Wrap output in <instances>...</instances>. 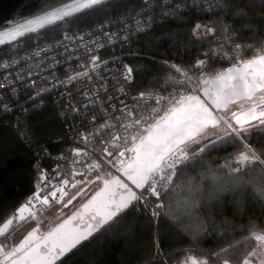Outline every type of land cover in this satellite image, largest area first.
<instances>
[{"label":"snow or ice","instance_id":"snow-or-ice-1","mask_svg":"<svg viewBox=\"0 0 264 264\" xmlns=\"http://www.w3.org/2000/svg\"><path fill=\"white\" fill-rule=\"evenodd\" d=\"M257 2L264 4V0ZM106 3L107 0H73L72 3L55 4L42 0L39 12L0 30V45L38 34L49 26L70 23L77 14ZM143 4L146 7L136 13L143 19L129 13L128 19L134 21V27L125 25L126 31L120 37L122 43H128L137 33L147 34L154 23L160 22L157 16L176 19L183 11L180 3L170 4L168 0L159 3L143 0ZM196 6L205 14L220 17V22L190 26L189 35L194 46L207 40H212V44L187 68L172 62L179 59L178 56L148 58L155 66L151 68L137 69L121 63L118 77L112 74L115 69L108 74L114 81L113 94L109 95L107 81L99 73L110 61L101 60L96 54V49L104 45L96 39L85 42V36L91 33L70 36L67 32L58 45L63 51L57 55L64 59L46 57L35 65L43 72L47 71L45 65L52 68L54 80L56 64L69 63L78 50L87 51L86 70L52 83L51 88H42L29 100L35 103L44 93L82 78L89 83L95 80L100 86L86 89L80 96L84 101L80 108L91 107L96 111L90 121L85 114L83 121L95 127L77 132L73 137L76 146L67 153L50 157L56 161L51 171L35 165L37 175L31 194L10 215L0 213V264H63L62 258L67 254L89 242L90 238L119 228L127 212L139 211L141 206L150 210L149 224L167 216L179 226L182 235L186 234L194 242L213 231L219 236L221 246L218 250L205 252L198 243H193L177 250L185 255L175 264H264V191L249 184L257 194L243 209L233 206L234 214L247 216V223L231 224L223 231L214 226L215 222H197L199 218L193 212L196 204L175 197V190L180 187L176 183L180 170L193 166V161L203 160L213 152L234 149L223 157L224 163L214 161L220 165L219 171L227 169L230 175H252L257 167L264 169V148L250 142L254 134H264V39L257 40L256 44L237 43L244 37L233 25L223 22L224 14L237 22L251 20L253 17L245 9L255 5L251 0H198ZM155 8L161 11L156 13ZM146 12L151 14L146 16ZM243 27L252 33L257 31L250 24ZM260 30L264 32V26ZM102 35L111 44L117 34L102 31ZM77 41L76 48L65 46ZM184 48L187 51L188 45ZM50 51L41 49L33 55L40 57L41 52ZM246 53L251 56L244 58ZM27 59V56L22 58ZM19 62L13 61L14 64ZM222 62L227 66L218 68ZM80 66L85 67L83 63ZM3 67L9 65L5 63ZM152 72L168 75L156 91H139L129 96L127 89L133 84L135 74L143 76ZM16 75L17 80L29 88L37 84V80L30 79L34 75L41 81H49L48 75L34 73L31 67L28 79L23 72ZM4 80L15 96L14 83L7 76ZM62 95L70 97L72 93ZM101 96L106 100H101ZM119 96L125 99H118ZM42 107L43 104L37 105V108ZM80 108L73 107L72 111L78 113ZM99 120L103 122L97 124ZM29 131L25 128L20 132L21 138L27 137ZM39 151L48 156L47 149ZM214 179L206 177L209 182ZM256 182L264 184V175L257 177ZM153 198L154 207L151 206ZM250 206L258 216L247 215ZM46 211L56 213L55 222L44 219ZM23 225L30 230L18 242H13V233ZM152 244L156 249L152 264H169L171 257L177 254H165L155 233Z\"/></svg>","mask_w":264,"mask_h":264},{"label":"trees","instance_id":"trees-1","mask_svg":"<svg viewBox=\"0 0 264 264\" xmlns=\"http://www.w3.org/2000/svg\"><path fill=\"white\" fill-rule=\"evenodd\" d=\"M251 2L255 6L245 9L253 17L251 20L237 22L233 17L223 15V22L233 25L238 30V34L244 37L239 42L244 44H256L257 40L264 38V32L260 30L264 26V19H261L264 16V4L257 0H251ZM143 5V0H109L105 5L77 14L76 17L71 18L70 23L49 26L38 34L26 35L22 38L24 46L11 48L9 44L0 45V62L20 51L29 50L35 44L52 43L61 39L65 32L86 31L111 18L133 12ZM240 6L244 7V3ZM204 19L220 22V17L205 14L202 11H182L178 18L165 19L148 30L147 34H141L123 46L114 48L111 52L137 69L146 66L155 67L148 58L177 56L179 59L172 61L189 67L200 53L212 44V40L200 41L195 46L191 43L190 26ZM249 24L256 28L255 33L243 27ZM185 44L188 45L187 51L184 48ZM167 74L166 72L145 73L143 76L135 74L136 78L129 88L132 91H141L158 87ZM29 97L23 96L15 102L11 111H5L0 107V213L9 215L33 191L37 175L34 166L39 163L50 164V157L64 149L67 143L65 121L53 97L45 93L35 103L31 102ZM41 104L43 107L37 108V105ZM26 109L35 110L25 111ZM25 128L30 131L28 136L22 139L19 133ZM250 142L264 148V134H254ZM41 148L47 149L48 156L39 151ZM232 151L234 149L229 148L227 152H213L208 157L221 163L223 157ZM189 170H192L190 166L181 169L180 175ZM234 213L233 205L226 198L223 208L216 215L217 218L228 217L236 226L247 223V216ZM247 215L258 216L259 214L250 206ZM150 217V211L145 210L143 206L139 211L129 210L119 228H113L111 232L98 235L94 239L90 238L89 242H84L65 256L62 259L63 264H152V256L156 251L152 244L154 233L158 235L161 249L165 254L177 253L171 257L169 264L182 260L185 253L177 252V250L187 248L190 244L198 243L205 252L218 250L221 246L220 238L215 231L211 235L206 234L202 240L194 242L186 234L182 235L178 230L179 226L169 217L162 216L149 224Z\"/></svg>","mask_w":264,"mask_h":264},{"label":"built area","instance_id":"built-area-1","mask_svg":"<svg viewBox=\"0 0 264 264\" xmlns=\"http://www.w3.org/2000/svg\"><path fill=\"white\" fill-rule=\"evenodd\" d=\"M152 3H159L160 0H151ZM168 3H180L181 8L183 11H200L201 8L197 7L198 0H168ZM146 7L143 5L142 7L138 8L137 10H134L133 12H130L135 18L137 19H143L144 17H140L136 15L141 8ZM154 11L156 13H159L161 11L160 8H155ZM151 12H146V16L150 15ZM129 13L126 15H121L120 17L111 18L110 20H107L103 24H99L98 26L89 28L86 31H76V32H67L70 36H78L80 34L85 33H91V35L85 36V42H91L93 39L98 40L99 43L103 44L104 47L96 49V54H98L101 58V60H107L110 61L106 67H102L99 75L102 76L107 81V87L110 89L109 95H112L113 92L111 91L114 81L109 77V73L111 70L115 69L116 72L112 73L114 75H117L120 71L119 65L121 63L128 64L125 60H121L120 57L115 56L112 54V50L118 46H123L120 37L125 33L126 28L125 25L133 26L134 27V21L132 19H128ZM157 20L163 22L165 19H162L161 17L157 16ZM206 22H215L216 20H210V19H204L201 21H197L196 23H206ZM158 23H154L152 28H154ZM103 32H110V33H116L117 35L114 37V42L109 44L107 39L103 37ZM148 31V30H147ZM144 34V33H137L135 36L131 37L129 41L133 40L137 36ZM64 35H62L61 39L55 40L52 43H43V44H35L33 45L29 50L20 51L18 54L10 57L7 60H3L0 62V107L5 109H11L13 104L17 102L18 100L22 99L23 96H33L35 93L40 92L42 88H51L52 83L57 81H63L66 80L67 76L75 75L76 72L84 71L86 70L88 66V59H87V51L86 50H78L73 54V59L65 64V63H59L55 66V78L53 80L52 78V68H49L47 65H45V68H47L46 72H43L41 69H38L35 67L39 63L40 60L45 59L46 57H56L59 60H63L64 58L59 57L57 54L61 51H63L62 47H59L58 45L63 42ZM264 39V38H263ZM237 43H241L239 41H236ZM79 41L75 43L66 44L65 46L68 48H76ZM11 48H18L20 46H24V40L22 38H19L17 41H13L11 43H8ZM95 47V46H94ZM41 49H51L50 52H41L40 57H34V53L36 51H39ZM83 52V54H82ZM29 57L27 60H22L23 57ZM251 56V53L244 54V58H249ZM13 61H20L19 63L14 64ZM111 61H115V63H111ZM177 63L176 61H172ZM7 63L9 67L4 68L3 65ZM83 63L85 67H81L80 64ZM130 66V65H129ZM184 66V65H182ZM227 65L225 63H221L218 65V68L226 67ZM31 67V71L36 72H42L44 75L49 76V81L44 82L39 79V76L34 75L30 79L37 80V84L29 88L25 84L20 83L17 80V73L23 72L25 74V78L27 77V72L29 68ZM187 68V66H184ZM69 68L71 70H69ZM168 75V74H167ZM5 76L9 77V80L14 83V86L16 87V95L14 96L12 94V89L8 87L7 83H5ZM166 78V77H165ZM164 83V81H163ZM162 83V84H163ZM99 83L97 81H93L92 83H89L86 78H82L79 81H74L72 84H67L65 87H57L54 90L48 92L47 94H50L53 97V101L56 105H58V110L60 115L64 118L65 121V128H67V143L64 149L59 150L58 153L53 154L51 157H60L63 154L67 153L69 149L76 146V144L73 141V137L77 132H87L95 127V125L90 124L88 121H83V117L85 114L88 115V120H91V116L96 114V111L89 107L87 109L80 108V105L84 103L83 100H81L80 96L81 93L86 89H93L96 87H99ZM158 87L153 88H147L146 92H152L156 91ZM129 96H135L139 91H132L130 88L127 89ZM72 93V95L69 97L67 95H62V93ZM45 94V93H44ZM118 99H125L124 96H119ZM101 100H106V97L101 96ZM116 102V101H114ZM69 103L71 104V107H69ZM80 108V111L78 113H75L72 111V108ZM83 122V127H81V124ZM102 120L97 121V124L102 123ZM254 145V144H253ZM81 147H84V145H80ZM255 146V145H254ZM91 147V145H89ZM98 150V149H97ZM71 159V158H69ZM56 161L50 158V164L44 165L42 163H39L38 165L43 168L51 171V169L55 166ZM224 163V160L222 159L221 164ZM156 201L153 198L152 200V207H154ZM150 211V210H149Z\"/></svg>","mask_w":264,"mask_h":264},{"label":"clouds","instance_id":"clouds-1","mask_svg":"<svg viewBox=\"0 0 264 264\" xmlns=\"http://www.w3.org/2000/svg\"><path fill=\"white\" fill-rule=\"evenodd\" d=\"M190 168L192 170L183 172L177 178L176 183L180 187L175 190V197L181 201L194 202L197 207L193 212L199 218L197 222H215L214 226L221 231L232 224L228 217L217 218L216 215L223 208L226 198L233 206L243 209L250 202V198L257 194L248 187L249 184L264 191V184L256 182L257 177L264 175V169L259 167L252 175H230L227 169L219 171L220 165L214 163V159L204 157L203 160L193 161ZM206 177L215 179L209 182Z\"/></svg>","mask_w":264,"mask_h":264},{"label":"water","instance_id":"water-1","mask_svg":"<svg viewBox=\"0 0 264 264\" xmlns=\"http://www.w3.org/2000/svg\"><path fill=\"white\" fill-rule=\"evenodd\" d=\"M47 2L59 4L72 3L73 0H47ZM41 7L42 0H0V30H6L18 21L30 18L39 12Z\"/></svg>","mask_w":264,"mask_h":264},{"label":"rangeland","instance_id":"rangeland-1","mask_svg":"<svg viewBox=\"0 0 264 264\" xmlns=\"http://www.w3.org/2000/svg\"><path fill=\"white\" fill-rule=\"evenodd\" d=\"M83 201H80V203H82ZM74 206H78V204H76L74 202ZM44 219L51 221V222H55L56 219V213L55 212H45L44 214ZM30 228L27 227V225H23L17 228V230L13 233L14 236L12 237L13 242H18L20 239L23 238V235H25L27 233V231H29Z\"/></svg>","mask_w":264,"mask_h":264},{"label":"bare ground","instance_id":"bare-ground-1","mask_svg":"<svg viewBox=\"0 0 264 264\" xmlns=\"http://www.w3.org/2000/svg\"><path fill=\"white\" fill-rule=\"evenodd\" d=\"M19 39V38H18ZM8 44V43H7Z\"/></svg>","mask_w":264,"mask_h":264}]
</instances>
